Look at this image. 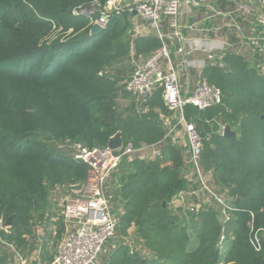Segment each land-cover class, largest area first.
Here are the masks:
<instances>
[{"label": "trees", "instance_id": "trees-1", "mask_svg": "<svg viewBox=\"0 0 264 264\" xmlns=\"http://www.w3.org/2000/svg\"><path fill=\"white\" fill-rule=\"evenodd\" d=\"M94 1L0 0V218H12L8 239L19 249L30 250L26 236L33 222L43 221L48 213L49 188L87 179L88 165L75 161L60 145L69 141L105 148L120 132L125 144L139 147L157 143L165 134L154 113L156 107L167 113L161 93L146 103L147 113H137L133 106L118 115L113 97L117 83L105 73L130 61L132 45L140 58L160 48L161 41L154 36L125 40L131 27L127 14L113 16L102 34L90 36L89 22L73 17L72 11ZM226 61L229 72H205L223 90L226 102L206 112L188 108L187 113L202 136L213 134L204 148L203 165L207 169L214 163L211 185L237 207L226 224L233 231L230 247L220 251L217 211L202 208L192 227L199 247L188 250L189 229L168 207L188 185L182 152L171 147V166L133 159L120 181L119 235L128 237L134 229L149 257L121 245L106 264H264V248L257 254L250 242L252 230H264V84L253 81L256 74L247 69L242 55L229 53ZM239 76L244 78L243 95L235 81ZM214 118L238 127V137L216 134L218 126L206 123ZM5 260L0 254V264Z\"/></svg>", "mask_w": 264, "mask_h": 264}, {"label": "built area", "instance_id": "built-area-1", "mask_svg": "<svg viewBox=\"0 0 264 264\" xmlns=\"http://www.w3.org/2000/svg\"><path fill=\"white\" fill-rule=\"evenodd\" d=\"M228 4L229 8L225 9L221 0H96L89 6L73 9V17L86 19L91 27L97 24L104 30L113 16L124 14H136L148 23L147 32L136 31L134 36L153 35L162 45L134 64L124 89L137 113H147L144 104L155 92L161 91L168 116L160 120L165 134L158 143L136 147L123 141L122 147L115 150L108 146L90 149L69 141L59 146L63 151H69L75 161L87 164L88 174L82 190L72 191V185L62 187L64 195L60 213L55 211L57 218L48 210L44 222L37 224L35 238L39 242L44 238L41 231L48 220L55 225L53 228L51 224L54 235L56 221H62L64 225V235L49 264H103L101 257L108 246L111 250L106 256H111L121 245L145 252L143 241L135 234L132 237L129 233L128 237H123L127 238L125 242L115 244L120 236L119 220L111 206L108 182L124 160H163L164 149L168 146L186 148V167L192 173L191 180L187 179L198 184L194 195L201 198V208L205 206L203 208H215L217 211L222 226L218 246L221 252L224 251L228 242L226 224L234 219L237 207L232 199L218 194L205 178L203 136L187 109L206 112L224 104L223 90L211 84L204 71L216 68L229 72L231 67L226 58L230 52H239L257 69L264 70V0H228ZM184 8L187 9L186 14L194 19L185 26L181 23ZM173 48L181 58L179 65L182 70L197 71L196 81L188 78L187 83L182 84L172 59ZM195 55L202 57L193 60ZM206 123L212 128L217 125L215 133L224 136L226 124L220 119L206 120ZM11 234L12 226L0 218V252L6 251L5 259L13 260L14 264H32L22 250L9 241ZM263 238L264 230H252L250 242L257 254L263 252ZM41 247L39 255L42 254Z\"/></svg>", "mask_w": 264, "mask_h": 264}, {"label": "rangeland", "instance_id": "rangeland-1", "mask_svg": "<svg viewBox=\"0 0 264 264\" xmlns=\"http://www.w3.org/2000/svg\"><path fill=\"white\" fill-rule=\"evenodd\" d=\"M146 25L147 24H145V26H143V27L146 28ZM134 28H135V25L132 26L133 31H134ZM144 28H143V30H139V31H144L145 30ZM133 34H135V33L133 32ZM246 63H247V69L253 71L256 74V75L254 74L255 78L253 81L258 82L259 85H261L262 82L264 84V70L260 71L259 69L256 68V66L252 65V63H250L248 61ZM132 71H133V64L131 61H125L119 65L112 66L110 68H107V70L105 71V73H108L113 78H115V81L117 83V88H116V91H115L113 97H114V101L116 103V110H117L118 115H126L128 112H130V110L133 107L132 99L127 94H125L126 91L124 89V83L127 80V78L131 75ZM242 80H244V78H242L241 76H239L238 78H235V81L238 82V86H239L238 90L240 91V94L243 95L244 93H246V91H245L244 84H242V82H241ZM157 93L158 94L161 93V97H162L161 91H158ZM156 98H159V97H156ZM162 99H163V97H162ZM224 101L226 102L225 94H224ZM134 109H135V107H134ZM142 112L144 113V111H142ZM234 129L238 130L239 128L235 126ZM207 134H208V132H206V134L203 136V141H204L205 145H206V143L211 144V142L213 141L212 140L213 134L211 133L212 135H210V132L208 135ZM209 135L211 137H209ZM219 135L221 136V134H219ZM213 144H214V142H213ZM129 161H130V159L124 160V162L121 164V166H119L118 170L116 172H114V174L111 176V178L108 182V195L110 197V202H111V206L113 208V211L115 212V214H117V216L123 214V205L120 204V200L118 198V191L120 190V187H121L120 186L121 177L124 174L130 172V169L126 168V166H125ZM203 170H204L205 178L208 179L210 186L214 189V187L211 185V182L213 180V173L215 170L214 163L212 161H210L207 165V169L203 165ZM182 173L192 174L191 171L189 170V168H187L185 166L183 167ZM63 190L64 189L61 188L60 186H57L55 188H52V187L49 188L47 206L49 207L48 210L52 211V214H54L52 216H54V217L56 216L55 218H57L55 211L58 214L61 211L60 204H61V201H62L63 195H64ZM226 197L229 200H231V198L229 196H226ZM233 203H234V201H233ZM203 207H205V206H202V208ZM206 208H208V207H206ZM174 210L176 211L175 208H174ZM176 214L179 215V213H176ZM36 220L33 222L32 226L30 225L31 226L30 227V233L27 235V238H28L27 241H28V243L31 244L30 250L28 251V246L26 249H24V247L21 245L19 247L22 250L26 259L29 260V262H31V259L34 256L39 257V258L42 257V254L41 255L38 254L39 247L42 245L41 253H43L44 246H46L48 248V250H47L48 251V257L45 261H50V260H52L50 256L54 255V253L56 252L58 245H59V243H60V241L64 235V225L62 224V221H56L57 231H56V235H54L53 234L54 231L51 228V225L49 223L50 221L48 220L47 223L42 228V231H41V234L44 236V238L42 239V237H41L42 242H39L35 238L36 227H37V224H39V222H37V224H36ZM51 224H53V223H51ZM54 227H55V225L53 224V228ZM233 230H234V227H233ZM129 233H131L132 237H134V234H135L134 229H131ZM189 233H190L192 240H194L193 232H192L191 228H190ZM225 233L228 237V242H226V244H225V248H227V245L231 241V236L233 235V231L232 230L227 231L225 229ZM132 237L130 236L129 239H131ZM126 240H127V238H123V237L119 236L118 239L115 240V244L120 245L123 241L125 242ZM191 245L193 246V243H191ZM109 250H111V246L107 247L106 252H104L102 257H101L103 264H106L107 263L106 261L110 258V256H106V254L109 252ZM223 252H225V249ZM0 254H1V256H7L8 253L6 254V251H4L3 253L0 252ZM144 257L145 258L149 257V253H145ZM40 263L43 264L42 259H41ZM3 264H14V261L12 260L11 262H9L8 258L6 257V260L3 262Z\"/></svg>", "mask_w": 264, "mask_h": 264}, {"label": "crops", "instance_id": "crops-1", "mask_svg": "<svg viewBox=\"0 0 264 264\" xmlns=\"http://www.w3.org/2000/svg\"><path fill=\"white\" fill-rule=\"evenodd\" d=\"M221 1H222V4H223V7L225 9H228L229 8L228 0H221ZM186 12H187V9L184 8L183 9V13H185V14L182 15V19H181V23L184 26L186 24H188L189 22H191V20H194L193 17H191L189 14H186ZM199 18H200V16H199ZM129 22H130V26L131 27H130L129 32L126 35L127 38L125 37L126 38L125 40L128 39L129 41L134 42V40L136 38H138V37L153 36V35H147V34L146 35L145 34L144 35H140V36H134L133 32L135 33L136 31L143 30V28H144L143 26H145V24L148 25L147 22L143 21L140 17H137L136 14L135 15H132V16H129ZM249 23L247 24L248 26H249ZM244 24L246 25V23H244ZM134 25H135V28H134V31H133L132 30V26H134ZM147 25H146V28H144L145 29L144 31H146V30L148 31L149 26H147ZM230 53L231 54H234V53H237V52H230ZM247 53L248 52H242V54H245V55H247ZM238 54H239V52H238ZM145 57H147V56L145 55L143 57L136 58V51L134 50V45H132L130 61L133 64V69H134V64L136 62L140 61V60H144ZM201 57L202 56H200V55H195L194 58H193V60L201 59ZM242 57L244 58L243 55H242ZM172 59H173L174 65L176 66L177 70L179 71L182 84H186L187 81H188V78L193 79V80L196 81V79L198 78V73H197L196 70H192V69H190V70H182L180 68L179 63L181 61V58L177 56L176 49L175 48L172 49ZM244 60L246 62L248 61L247 58H244ZM208 69H211V68H208ZM208 69H205L204 75H205L206 70H208ZM155 93H157V92H155ZM149 99H148V101H149ZM163 102H164V99H163ZM146 103L144 104L145 109H147V111H149L148 108L146 107ZM164 105H165V103H164ZM154 113L156 114L157 120L159 121V125H160V120L162 119V117L166 118L168 116V111H167V113H164L158 107L154 108ZM171 147L172 148H175V149H178V150H180L182 152L183 159H184V166L186 167V161L188 159L187 150H186V148L176 147V146H168V147H165V149H164V159L163 160H160L162 162V164H163L162 166L163 167H169V166L172 165V160H171V155H170V148ZM184 177H185V181H187V183H188L187 190L186 191L181 190L180 192H178L172 198V200L169 202V206L168 207H169V210L172 212L173 215H178L176 213H179L178 216H180L181 223L183 225H185L186 227H188V229L190 231V228L192 229L195 221H197V219L199 217V213L201 211V202H202V200H201V198H199L196 195H194V193L198 190V187L196 188V186H195L196 184L190 183L189 180H191V178H192L191 174L185 173ZM174 208L176 209V211L174 210ZM43 221H40V222L42 223ZM50 225H51V223H50ZM193 237H194V240H192V238H191L190 244H189V247H188V250L190 252H194L199 247V241H198V239L194 235H193ZM26 238H27V236H26ZM232 239H233V235L231 236V241L227 245V248H225V252L230 247V245H231V243L233 241ZM191 243H193V246L191 245ZM47 250H48V248L46 246H44V251L42 253V257H40L42 259V261H43V264H49L52 261V260L45 261L47 259V257H48V251ZM50 257H51V259H53V256L52 255ZM37 259H39V257L34 256L31 259V263L32 264H41L40 263L41 262V259H39L40 262H37L38 261Z\"/></svg>", "mask_w": 264, "mask_h": 264}, {"label": "water", "instance_id": "water-1", "mask_svg": "<svg viewBox=\"0 0 264 264\" xmlns=\"http://www.w3.org/2000/svg\"><path fill=\"white\" fill-rule=\"evenodd\" d=\"M104 32V29L95 24L91 27L90 29V36H98ZM224 137L227 139H236L238 137V134L235 130L232 129L231 125H226L225 130H224ZM123 145V137L122 134L119 132L115 136H113L109 142H108V147L112 150L119 149ZM83 189V184H76L71 186L72 191H80ZM239 202L241 201L240 199L238 200ZM163 206L166 207V203H163ZM9 226H12V218H10L7 222ZM220 236V233H219Z\"/></svg>", "mask_w": 264, "mask_h": 264}]
</instances>
